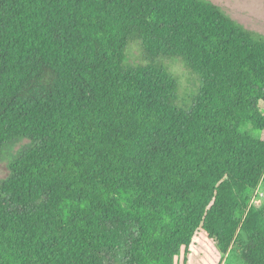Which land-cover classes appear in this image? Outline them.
I'll return each instance as SVG.
<instances>
[{"label": "trees", "instance_id": "16d2710c", "mask_svg": "<svg viewBox=\"0 0 264 264\" xmlns=\"http://www.w3.org/2000/svg\"><path fill=\"white\" fill-rule=\"evenodd\" d=\"M0 163V264H264V38L207 0H0Z\"/></svg>", "mask_w": 264, "mask_h": 264}, {"label": "rangeland", "instance_id": "374dc122", "mask_svg": "<svg viewBox=\"0 0 264 264\" xmlns=\"http://www.w3.org/2000/svg\"><path fill=\"white\" fill-rule=\"evenodd\" d=\"M218 6L223 13L229 16L256 37L264 38V0H207ZM131 63H142L144 58L140 45H133L130 49ZM170 71L178 78L180 93L184 98H191L200 85L199 79L179 60L166 61ZM7 176V168L0 163V180ZM264 202V181L254 193L253 205L261 206ZM176 264H181L177 260ZM225 264H242L240 259V245H236L227 258Z\"/></svg>", "mask_w": 264, "mask_h": 264}]
</instances>
